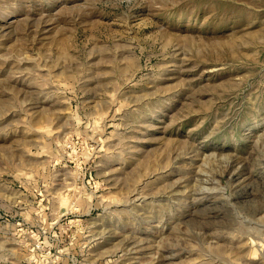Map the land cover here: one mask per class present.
<instances>
[{"label":"rangeland","instance_id":"374dc122","mask_svg":"<svg viewBox=\"0 0 264 264\" xmlns=\"http://www.w3.org/2000/svg\"><path fill=\"white\" fill-rule=\"evenodd\" d=\"M0 264H264V0H0Z\"/></svg>","mask_w":264,"mask_h":264}]
</instances>
